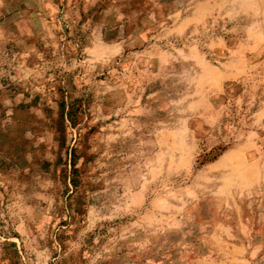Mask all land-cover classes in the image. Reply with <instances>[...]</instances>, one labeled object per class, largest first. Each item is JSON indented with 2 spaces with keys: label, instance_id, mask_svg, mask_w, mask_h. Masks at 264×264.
<instances>
[{
  "label": "rangeland",
  "instance_id": "374dc122",
  "mask_svg": "<svg viewBox=\"0 0 264 264\" xmlns=\"http://www.w3.org/2000/svg\"><path fill=\"white\" fill-rule=\"evenodd\" d=\"M0 264H264V0H0Z\"/></svg>",
  "mask_w": 264,
  "mask_h": 264
}]
</instances>
